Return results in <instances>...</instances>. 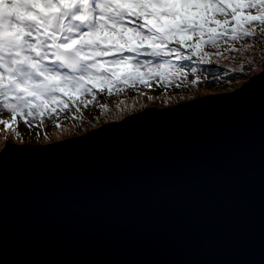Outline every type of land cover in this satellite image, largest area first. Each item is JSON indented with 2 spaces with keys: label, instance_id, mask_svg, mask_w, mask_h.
Wrapping results in <instances>:
<instances>
[{
  "label": "water",
  "instance_id": "1",
  "mask_svg": "<svg viewBox=\"0 0 264 264\" xmlns=\"http://www.w3.org/2000/svg\"><path fill=\"white\" fill-rule=\"evenodd\" d=\"M251 78L64 147L109 123L8 140L28 148L6 160L0 264H264V100L232 95Z\"/></svg>",
  "mask_w": 264,
  "mask_h": 264
},
{
  "label": "snow or ice",
  "instance_id": "2",
  "mask_svg": "<svg viewBox=\"0 0 264 264\" xmlns=\"http://www.w3.org/2000/svg\"><path fill=\"white\" fill-rule=\"evenodd\" d=\"M107 6V0H68L67 10L64 12L63 22L50 30L38 31L31 29L33 35L25 38L23 43L0 48V112H7L8 119H0L3 128V138L0 139V203H2L4 181L7 173V157L14 151H24L28 146H14L8 142V135L12 134L16 145H24L25 141L17 130L23 125L29 128L43 129L46 121L51 120L58 132L57 139L71 134L72 128H81L84 117L81 109L90 105H99L101 114L109 127L93 131L83 139H73L68 143H57L54 147H64L67 144L88 140L99 133L120 124L140 119L153 113L145 112L142 116L133 115L123 119L130 113H138L147 107L146 104H129L122 102L115 109L107 103H100L101 95L112 97L127 93L129 90L141 92V89H151L158 85L164 89H179L188 85L189 77L194 76L192 86L201 84V75L208 72L219 83L215 71H209L201 66L219 64L218 60L239 61L236 66H229L232 72L252 77L250 82L232 95L260 83L262 100H264V51L261 58L254 55L255 45L247 41L264 42V0H198L195 11L189 13L190 20H186L184 27L190 32L201 33L195 42H185V47L175 43L167 48H135L119 49L118 54L111 57L112 63L133 64L139 71H132L116 78L111 72L96 71V61L90 55V49L98 48L90 41L97 25L92 19L77 22L71 17L84 15L92 17L101 14V9ZM130 19H136L135 16ZM151 37L153 31H148L147 25L128 24ZM79 43L74 44V41ZM239 45V47H237ZM207 48H216L217 53L209 54ZM224 48V51H220ZM227 53V54H225ZM236 53V56L231 55ZM245 66L248 71L245 72ZM142 73V74H141ZM98 76L106 77L98 80ZM230 79H237L236 76ZM208 81L207 76L204 77ZM234 87V85H229ZM144 95V93H142ZM148 100H154L152 96ZM191 100L192 97H181ZM172 104V98L164 101ZM200 102V101H199ZM189 106V105H187ZM186 106V107H187ZM175 110H179L178 108ZM67 113H74L71 120L72 127H65L62 117ZM123 123H112L121 121ZM97 128V124H91ZM88 131L87 128L84 129ZM37 143L41 137L37 135ZM43 140L51 142V136L44 134ZM49 150V149H42Z\"/></svg>",
  "mask_w": 264,
  "mask_h": 264
},
{
  "label": "rangeland",
  "instance_id": "3",
  "mask_svg": "<svg viewBox=\"0 0 264 264\" xmlns=\"http://www.w3.org/2000/svg\"><path fill=\"white\" fill-rule=\"evenodd\" d=\"M115 1L120 5L116 8ZM86 2V0H85ZM26 3V4H25ZM68 0H0V48L12 45H19L23 43L25 38L29 35H33L31 29L38 31L50 30L63 22L64 12L67 10ZM198 0H107V6L102 8L101 14L87 17L84 15H76L71 17L77 22H84L85 20L92 19L97 25L96 31L93 34V38L90 41L93 45L99 44V47H93L90 49V55L96 61V71L98 72H111L117 79L126 73L132 71H139V68L133 64L124 63H112L111 57L118 54L119 49H126L129 47L135 48H167L168 44L163 43L166 40L170 43H175L180 47H185V42H195L198 35L201 33L190 32L188 28L193 25L188 24V27H184L186 20H190L188 15L195 11V5ZM40 5V6H39ZM135 16L136 19H130ZM81 19V21H80ZM114 19V21H112ZM129 20L132 23H129ZM139 20L141 25H147L148 31H153L154 35L151 37L145 36L143 32L133 27H126L128 24H136ZM259 41L255 45L254 58L260 59L261 53L264 51V42ZM79 41H74V44ZM247 43L251 44L250 41ZM239 47V45H237ZM206 51L215 55L217 53L216 48H207ZM220 51H224L221 48ZM227 54V53H225ZM236 56V53H231ZM239 61L233 62L231 60H224L219 64H213L210 66H201V68H207L209 71H215L216 76L221 75L229 66L238 65ZM249 69L245 66V72ZM142 74V73H141ZM213 76L208 75V72H204L201 75V84L198 86H192L191 81L195 79L194 76L189 77L188 85L179 89H164L158 85H153L151 89H141L144 95L141 96L137 102V106L140 103L146 104L147 107L151 104L159 106V108L168 107L176 102H182L188 99H181V97L202 96L205 94H214L215 91L227 90L240 86L247 80V76L237 78L235 80L229 79L230 82L223 86V84H214L211 81L205 82L204 77ZM98 80H104L106 77L98 76ZM229 85H234L230 87ZM223 86V87H222ZM119 95V98L135 99L137 96L136 91L129 90L127 93ZM152 96L154 100H148L147 97ZM118 96L107 97L101 95L98 99L100 103H107L109 107L114 109V104ZM168 98H172V104H166ZM131 103V100L129 101ZM84 117L83 126L79 129L72 128L71 134L66 136H72L81 133H85L84 129L88 131L93 129L91 124H97V127L106 123L103 115L100 112L99 105L89 108L81 109ZM131 114V113H130ZM7 112H0V119H8ZM74 113H67L62 120L65 127H72L75 123L71 120V116ZM127 116V115H126ZM24 140H36L37 135L43 140V136L47 133L51 136V139H57L56 133L58 129L55 128L51 120L46 121V126L43 129L29 128L23 125L21 121L20 126L17 129ZM3 128L0 126V139L3 138ZM61 138V139H62ZM8 140H14L13 135H8Z\"/></svg>",
  "mask_w": 264,
  "mask_h": 264
},
{
  "label": "trees",
  "instance_id": "4",
  "mask_svg": "<svg viewBox=\"0 0 264 264\" xmlns=\"http://www.w3.org/2000/svg\"><path fill=\"white\" fill-rule=\"evenodd\" d=\"M250 42H251V44H255L256 45V43H259V41H252V40H249ZM261 43V42H260ZM232 76H236L237 78H243V77H245V75H243V74H241V73H237V72H232L231 70H230V67H228V68H226L225 69V71L221 74V75H217L216 76V78H222V79H220V82L219 83H217V82H214V79H211L210 80V77L208 78V81H211L212 83H214V84H223V86H226L229 82H230V77H232ZM249 78V77H248ZM247 78V79H248ZM245 82V81H244ZM222 86V87H223ZM232 89V88H231ZM230 89V90H231ZM227 91V90H226ZM219 92H223V90H221V91H215L214 93H219ZM180 102V101H179ZM179 102H176V103H179ZM174 104V103H173ZM149 106H156V107H159V106H157V105H155V104H151V105H149ZM148 106V107H149ZM147 108V107H146ZM82 134V133H81ZM80 135V134H79ZM77 136V135H76ZM68 137V136H67ZM65 138V137H64ZM10 141H13V140H10ZM13 142H15V141H13ZM25 143H37V142H35V140H32L31 142H25Z\"/></svg>",
  "mask_w": 264,
  "mask_h": 264
},
{
  "label": "clouds",
  "instance_id": "5",
  "mask_svg": "<svg viewBox=\"0 0 264 264\" xmlns=\"http://www.w3.org/2000/svg\"><path fill=\"white\" fill-rule=\"evenodd\" d=\"M218 63H222L224 62V60H218L217 61ZM214 93V92H213ZM211 94V93H210ZM142 92H137V96L135 99H131L130 97L128 99H124V98H119V96L117 97V99L115 101H112V103L114 104V109L120 105L122 102H127L129 104H132V103H137L139 101V99L141 98L142 96ZM125 96H127V94L125 93ZM198 97V96H197ZM131 100V103L129 102ZM150 107V106H149ZM159 108V107H158Z\"/></svg>",
  "mask_w": 264,
  "mask_h": 264
},
{
  "label": "flooded vegetation",
  "instance_id": "6",
  "mask_svg": "<svg viewBox=\"0 0 264 264\" xmlns=\"http://www.w3.org/2000/svg\"><path fill=\"white\" fill-rule=\"evenodd\" d=\"M79 134H81V132L79 133ZM79 134H76V135H79ZM72 136H75V135H72ZM67 137V136H66ZM69 137V136H68Z\"/></svg>",
  "mask_w": 264,
  "mask_h": 264
}]
</instances>
